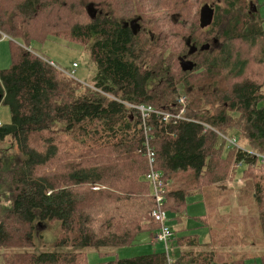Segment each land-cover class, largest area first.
<instances>
[{"label":"trees","instance_id":"1","mask_svg":"<svg viewBox=\"0 0 264 264\" xmlns=\"http://www.w3.org/2000/svg\"><path fill=\"white\" fill-rule=\"evenodd\" d=\"M204 4L214 7V15L202 29ZM87 5L97 11L94 18ZM257 8L256 0H0L6 37L23 47L50 37L81 44L94 67L90 87H82L15 45L10 67L0 71V105L10 112V123H0V143L12 142L15 149L6 160L0 156V249L16 252L2 253L0 264H88L76 248L127 247L139 234L157 230L145 179L144 129L128 105L174 113L180 90L186 92L187 121L150 116L149 145L154 169L167 183L163 210L179 219L197 195L205 212L195 219L211 239L179 238L187 250L171 264H264V252L223 259L212 249L218 234L211 236V219L222 206L214 193H224L232 165L242 163L240 178L252 188L264 247V164L213 132L237 137L240 146L264 155V28ZM130 22L145 31L135 34L125 27ZM189 36L198 45L216 43L194 70L175 72L172 63ZM48 224L59 227L51 247L73 251H26ZM235 237L229 231L217 240L244 244ZM198 246L203 250L195 251ZM105 264L168 263L160 251Z\"/></svg>","mask_w":264,"mask_h":264},{"label":"rangeland","instance_id":"2","mask_svg":"<svg viewBox=\"0 0 264 264\" xmlns=\"http://www.w3.org/2000/svg\"><path fill=\"white\" fill-rule=\"evenodd\" d=\"M257 3V12L258 15L263 20V28H264V0H256ZM62 17V16H61ZM54 17H52V21ZM183 32V30H182ZM36 34L37 31H35ZM5 45H11V48L15 45L22 47V42L20 40H14L7 36ZM183 44L180 41L176 44L178 49L180 50V45ZM18 49V48H16ZM23 49H29V53H32L50 63L59 67L61 71L65 74L69 75L70 78L79 83L82 87H89L91 84V79L94 75V67L90 60L87 49L78 43L68 42L64 39H59L57 37H50L43 42H30L29 46H24ZM178 50V51H179ZM175 62V59H172ZM75 63L77 65L76 68H73L72 65ZM174 66L175 72L179 69L178 62L172 63ZM10 66V65H9ZM181 69V68H180ZM223 73V72H222ZM165 75V73L163 74ZM162 75V78H163ZM224 76L229 78L230 75H226L224 72ZM232 81V80H231ZM185 90H180L179 94L176 96V99L180 97L187 98L185 96ZM260 106H264V102L260 104ZM0 123L7 124L10 123V112L8 107L4 105H0ZM215 132L218 137L224 142L221 138L220 133ZM226 137V136H225ZM236 145L234 147L246 152L248 155H257L258 157L264 156L262 154H256L251 152V150L246 149L238 143V139L235 137ZM225 143V142H224ZM218 145L220 143L218 142ZM225 145L228 146L226 142ZM229 147V146H228ZM9 153V154H8ZM15 149L13 147L12 142L9 141L0 143V156L2 155H10L14 154ZM8 155L4 156L2 160H6ZM14 156V155H13ZM259 163V162H258ZM261 164V163H260ZM244 165L242 163L233 164L231 169L233 170V176L224 181V186L226 190L224 193L219 195V192L214 193L215 197L218 196L217 202L221 203L219 208L215 209V212L211 219L212 228L211 231L213 237L216 234L218 236L213 242L212 249L215 250L216 254H219L223 259L230 260L232 257H239L242 254H261L264 252V247L261 245L262 235L256 232L257 226L255 225V220L257 216V212L254 213L255 208L252 207V188L246 182L248 179L240 178L242 174ZM234 171H236V175H234ZM245 178V177H244ZM97 187L95 188V190ZM241 191V192H240ZM250 207V208H249ZM252 211L251 213H248ZM205 212L204 204L200 200V198L195 195L188 199V205L186 208L185 214L176 219L174 217H169L168 223H170V227L173 230V238L168 243V250L170 252V257L172 260H176L177 256L180 252L185 251L187 249L178 245V239L187 235H196L198 241L201 243H206L211 238L208 236V229L206 227L199 226V222L195 219V217L203 215ZM256 214V215H255ZM235 227V228H234ZM217 231V233H215ZM231 231L235 236L234 240L243 241L244 244L235 246L229 242H222L219 239H226L227 232ZM40 235L42 234L41 240H36V245L32 248L26 249V251L31 252H50V251H73L74 249H54L51 247L52 242L59 234V227L57 224H48L44 225L40 228ZM156 230L152 233H141L139 234L134 243L131 246L120 247V248H82L78 247L75 251L84 253L87 259L88 264H105L110 260H114L115 258H129L134 256H140L145 254H152L156 252H164L163 246L153 241V236ZM151 234V238H150ZM246 236V238H244ZM11 250V251H10ZM0 249V259L2 253L7 255L14 254V250L12 249ZM195 251L203 250V247H196ZM1 263V262H0ZM248 264H260L259 260H251Z\"/></svg>","mask_w":264,"mask_h":264},{"label":"built area","instance_id":"3","mask_svg":"<svg viewBox=\"0 0 264 264\" xmlns=\"http://www.w3.org/2000/svg\"><path fill=\"white\" fill-rule=\"evenodd\" d=\"M5 38L7 37L0 32V39H5ZM26 50L30 52L29 49ZM72 67L76 68L77 65L73 63ZM67 76L70 77L69 75ZM176 104L178 111L174 113L166 112L165 110H158L153 107L145 106V105H128V107L132 109L139 116L143 125L144 134H145V140H144L145 155L148 163V172L145 175V179L150 185L151 195L154 201V209L151 212V218L158 225V229L154 233L153 240L155 242L162 244L168 264H171L172 262L167 246L168 241L172 238V230L168 224V219L171 216L167 215L163 210V206L165 204L164 192L167 183H165L162 180L161 174L154 169V152L149 145V139H150L148 135L149 129L146 125V121L150 116H154L155 118L161 119L163 122H168L170 120H173L174 122L186 120L183 117L186 106V98L180 97L179 99H176ZM206 130L213 131L212 128H210L207 125H204V131ZM221 138L224 140L225 143L226 142L228 143L229 147H234L236 145V140L234 138H228L225 137L224 135H221ZM253 156L257 157L259 163L264 164V156L261 157H258L257 155H253Z\"/></svg>","mask_w":264,"mask_h":264},{"label":"flooded vegetation","instance_id":"4","mask_svg":"<svg viewBox=\"0 0 264 264\" xmlns=\"http://www.w3.org/2000/svg\"><path fill=\"white\" fill-rule=\"evenodd\" d=\"M252 9H253V11H256V7L255 6H253ZM94 11L97 14V11L95 9H94ZM96 14H95V16H96ZM133 24H134V27L132 29H133L135 34L138 33V32H144L145 31V30L140 29L139 27H136L135 23H133ZM129 26L130 25L125 26V27H129ZM148 35L150 37V33L149 32H148ZM150 39H152V37H150ZM215 41L213 43H211L210 41H207V42H204V43H201V44L198 45V43H197L198 41L195 38H192L191 36H189L188 40H186V42L189 43V44L185 43V47H186L185 51L178 52L177 56H176V60H177V62L179 64V67H180V60L190 61V62H192L194 64V68H193V70H194L196 68V65H197L198 61H201L204 58L203 54L209 52L212 49L213 44L216 43ZM205 45H208V48L206 50H201V48L204 47ZM190 47H195L196 48V50L193 53H191V54L188 53ZM181 71H182V69H181ZM183 72H191V71H183Z\"/></svg>","mask_w":264,"mask_h":264},{"label":"water","instance_id":"5","mask_svg":"<svg viewBox=\"0 0 264 264\" xmlns=\"http://www.w3.org/2000/svg\"><path fill=\"white\" fill-rule=\"evenodd\" d=\"M86 12L87 14L91 17L94 18L95 16V11L91 5L86 6ZM214 15V8L213 6L209 4H204L199 11V26L204 29L208 27L213 19ZM130 25L132 28L134 27V24L132 22L126 23V26ZM186 44H189L186 42ZM208 48V45H205L204 47L201 48V50H206ZM196 50L195 47H190L188 53L191 54ZM180 67L182 71H192L194 68V64L190 61H183L180 60Z\"/></svg>","mask_w":264,"mask_h":264},{"label":"crops","instance_id":"6","mask_svg":"<svg viewBox=\"0 0 264 264\" xmlns=\"http://www.w3.org/2000/svg\"><path fill=\"white\" fill-rule=\"evenodd\" d=\"M0 40L6 41L7 39H0ZM1 41H0V71L9 68L10 67L9 65H11V53H10V51H11V45L10 44L11 43L7 47L5 45V43L1 42ZM169 225H170V223H169ZM150 238H151V234H150Z\"/></svg>","mask_w":264,"mask_h":264}]
</instances>
